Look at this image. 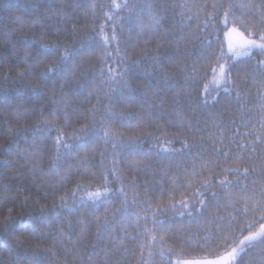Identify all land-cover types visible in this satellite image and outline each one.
<instances>
[{
  "label": "snow or ice",
  "instance_id": "1",
  "mask_svg": "<svg viewBox=\"0 0 264 264\" xmlns=\"http://www.w3.org/2000/svg\"><path fill=\"white\" fill-rule=\"evenodd\" d=\"M34 7L36 12L29 18L31 22L18 20L17 23L21 27L13 30L19 31L20 40L27 41V45L15 44L11 39V31L5 34L4 48L14 49L10 55L12 60L17 61L15 67L18 70L14 77L5 75L3 79H13L21 84L27 82L25 90L30 89L32 93L31 100L22 98L16 101L14 110L8 112V115L17 124L24 120H35L36 123L34 126L24 128L25 133L31 131L33 134L31 140L25 136L24 147H21L19 132L10 129L6 135L16 147L12 150L0 145V155H4L9 164H23L25 160L34 161L41 154L51 155L54 163L50 166L49 172L53 175L58 174V168L64 167L73 153L90 149L94 155H99L98 161L89 159L92 167L99 173L98 176L93 175L91 178L99 179L105 184L106 194H103V200L96 203H89L83 199L76 201L75 191L58 197L59 207L67 209L69 231L73 237L77 236V229L80 236H85L94 226L97 240L101 244L107 241L114 248H120L128 240L127 234H121L120 231L123 227L120 217L126 216L123 206L111 214L108 211L117 201H122L123 205L128 203V189L123 185L118 170L115 167L112 169L105 167L109 156L113 165L116 164V157H121L123 168L133 174L129 184L139 187L154 200L173 192L190 193L188 198L179 201V208L172 205L170 209L154 210L147 199L132 201L139 204L143 212L151 213V222L165 233L172 230L168 223L158 219V215L167 216L171 211L174 222L177 215L184 216L187 212L194 221L211 220L214 225L220 226L222 231L217 233L218 241L227 242L224 232L230 225L219 215L212 217L210 213L213 210L219 214L239 197L245 204L244 213L264 211V136L249 139L252 134L248 133L237 139L241 134L234 127L235 120L230 121L233 125L231 135H228L227 126L223 123L228 114L245 107L246 98L251 93L249 85L264 89V0H250L243 5H238L234 0L198 5L205 9V13L203 17L196 15L194 26L185 22L183 13L177 17L176 12L181 5L171 4L168 0L163 3L160 0L151 2L141 0L139 5L136 3H125L122 7L117 5L122 11L127 9L129 14L118 24L113 22L110 37H103L101 56L97 59L95 67L90 61L84 60L83 44L77 47L71 41L65 42L61 39L78 35L79 29L76 24L79 23L82 5L74 3L73 0H60L56 5L36 3ZM209 7L213 11L208 12ZM241 7L249 9L246 19L251 28L246 27L245 30L250 31L254 38L246 40L247 47L233 55L249 59L236 63H220L225 60V53L222 48L217 50L211 37L216 35L215 28L219 24L227 27L229 24L240 23L235 13ZM145 16L149 19L147 25L144 22ZM57 18L67 19L70 26L60 28L57 25L53 30L52 25ZM126 24L139 27V32H135V44L125 38L126 31L129 37L135 31L126 28ZM95 27L97 31L103 32V25ZM232 30L236 31V28L233 27ZM28 33L32 35L29 36ZM46 38H52L51 42H45ZM80 39L82 40V37ZM112 42L115 44L114 47ZM152 44L156 47L151 48ZM109 49L116 53L115 57L110 54ZM254 49L258 50L256 55L260 57L259 59L253 57ZM112 60H115V68L108 63ZM205 61H215L219 65L218 69H212L213 73L217 71L219 73L215 95L208 92L207 87L204 89V95L200 94L202 81L198 77L202 75ZM8 62V57H0V63ZM169 68L172 69L171 72L167 70ZM173 73L178 74L180 79L177 80ZM49 92L52 93L51 97L47 95ZM66 95L83 96L88 104L95 99L98 107L93 105L87 108L83 104H78L70 113L61 112V106L66 104ZM11 107L3 106L6 112ZM98 112L103 113L99 119L96 116ZM133 112L144 115L133 122L129 118ZM57 114L64 124L62 129L51 126ZM89 116L92 118L91 123L82 124L78 135L74 130L69 136L73 143L68 144L64 136L66 130L72 129L73 122L81 123ZM205 117L220 122L217 125L219 139L214 140L212 135L201 127L207 123ZM146 122L155 128L154 132L146 133L149 137L147 143L143 134ZM243 126L248 127L249 124L244 123ZM260 127L264 129V118L260 121ZM115 128L127 129L133 135L129 136L123 132L117 134L113 131ZM53 130L57 132L51 139L55 148L54 155L52 149L47 147ZM169 131L191 132L192 135L173 136L169 139ZM161 140L166 147H161ZM174 143H179L180 148H175ZM150 160H155V163H147ZM202 160L206 161L205 164L200 166L198 172L195 171L197 162ZM186 161L191 162L192 171L185 166ZM230 163L245 166L233 168ZM172 165H175L177 175L185 181L176 190L164 187L167 184L164 178L171 171ZM149 169L154 176L161 177L163 184L148 181L141 183L138 180L141 171L146 173ZM69 171H72L71 166ZM106 172L108 176L114 177L110 183ZM257 177L262 184L259 188L254 187L258 183ZM193 179L198 180V183L193 185L191 182ZM117 184L121 186L117 188ZM66 187L65 184L51 186L50 195L54 207L56 193ZM100 196H102L100 191L89 193L90 199ZM28 199V196L24 197L25 201ZM69 199L73 200L72 206L68 204ZM189 199L195 201L191 206ZM81 210L88 214L87 223L82 219L73 227L70 218L78 216ZM11 212L12 209H9V214ZM137 219H140L139 214ZM143 219L147 225L149 217L146 215ZM261 221L260 228L264 233V216L261 217ZM29 234L39 235L35 229ZM172 234L175 235L174 232ZM256 235L250 233L244 240L255 241ZM68 239L70 242L72 237ZM131 241L135 243L137 236H132ZM57 243L58 241L53 239L52 248H49L53 256H55L53 248ZM82 243L78 237L71 249L64 248L62 251L75 255ZM257 243L264 249V238ZM241 251L243 252V249ZM236 255V249L233 248L229 256L235 258ZM246 255L247 253L241 256L237 264H251L245 259ZM11 264L37 262L34 259L25 261L18 253H14Z\"/></svg>",
  "mask_w": 264,
  "mask_h": 264
},
{
  "label": "trees",
  "instance_id": "2",
  "mask_svg": "<svg viewBox=\"0 0 264 264\" xmlns=\"http://www.w3.org/2000/svg\"><path fill=\"white\" fill-rule=\"evenodd\" d=\"M60 0H0V57H8V63H0V145H4L6 148L12 150L15 149L16 145L8 140L6 133L11 129L13 132H19V139L21 141V147H24V139L27 136L28 140L32 139V132H24L25 127L34 126L35 120H24L19 124L8 115V112L14 110V103L22 98L31 100L32 93L30 89L25 90V85L21 84L13 79L4 80L5 75L15 76L18 70L15 65L17 61L11 59V51L14 49L5 47V34L12 32L11 39L17 45H27V41L20 40L19 31H13L14 29H20L21 25L17 23L18 20H23L25 23L31 22L29 18L35 14L36 8L34 4H50L56 5ZM74 3L82 5L80 15L78 17L79 23L76 27L79 29L77 36L61 37L65 42L71 41L77 47L81 44L84 45L82 51H84V60L91 62L95 67L97 66V59L101 56L100 47L102 46L103 37L112 35V24L113 22L119 23L121 19L128 16V10H121V7L125 3H136L139 5L141 0H73ZM151 2V0H149ZM161 3L165 0H160ZM171 4H179L180 8L177 9L176 15L179 17L180 13L184 14L185 22L192 23L195 25V17L199 14L203 17L205 9L198 7L205 3L211 4L214 2H222V0H168ZM238 5L247 4L250 0H234ZM96 5V8L90 7ZM111 5V7H108ZM120 5L121 7H117ZM186 6V7H184ZM208 12L213 11L211 7L207 9ZM249 9L245 7L239 8L235 16L239 19L240 23L235 25L229 24L225 27L223 24H219L215 28L216 35L211 37L214 46L219 50L223 49L225 53V60L220 63H236L239 61H247L249 57L245 56H234L233 54L237 51H242L246 46L231 50L228 46L227 35L231 40V31L233 27L236 28L237 36L241 37L239 40L246 41L254 38L250 31H246L247 28H251L246 17ZM85 13L87 15H85ZM145 25L149 23L148 17H144ZM60 28H67L70 26L69 21L65 18H57L53 22V30L56 26ZM95 25H103V32L97 31ZM126 28H132L135 31L128 36V32H125V38L130 39L131 43H136L135 32H139V27L136 25L126 24ZM29 36L32 33H28ZM82 37V40L80 39ZM247 38V39H246ZM246 39V40H245ZM52 38H46L45 42H51ZM238 41V40H237ZM233 41V42H237ZM115 44L112 42V47ZM141 46H143V37H141ZM156 45L152 44L151 48H155ZM139 51V48H137ZM258 50H253V57L259 59L256 55ZM110 54L115 57L116 53L111 52ZM229 58H231L229 60ZM109 64L116 67L115 60L108 61ZM202 69V75L198 78L202 81L200 84V94L204 95V89L207 87L208 92L215 95V89L218 88V71L212 72L213 68L218 69L219 65L215 61H205ZM210 64V66H209ZM172 71V69H167ZM177 80L180 79L179 75L173 73ZM251 93L246 98L245 107L240 111H234L228 114L223 123L227 126L228 135H231L233 131V125L230 123L231 120H235V129L239 130L241 134L237 139L242 138L244 134L251 133L249 139L255 137L264 136V129L260 127V121L264 118V89H257L252 85ZM107 90V89H105ZM103 94V93H101ZM48 97L52 96L49 92ZM175 95V93H170ZM66 104L61 106V112L70 113L78 104H83L84 107L91 108L93 105H97L95 99L91 100L88 104L84 101L83 96H65ZM106 103V102H105ZM12 106L8 111H4L3 106ZM98 107V105H97ZM55 111V109H53ZM119 111V109H118ZM102 112L96 114L97 119L100 118ZM144 113L133 112L129 117L135 122ZM91 116L82 120L81 123L73 122L72 129L66 130L64 133L65 139L68 144H72V139L69 136L75 130L76 134H79L82 124L91 123ZM207 119L206 124H202L201 127L212 135V138L219 139L217 136V125L220 123L218 120H214L211 117H205ZM163 124V121L160 122ZM248 123V127H244L243 124ZM52 127L64 128V124L57 118L52 120ZM119 134L121 132L131 136L132 133L128 132L127 129L115 128L113 130ZM155 128L150 127L147 122L145 123V143L149 137L146 133L154 132ZM57 135V132L53 130L49 138L47 147L52 149L53 155L55 154V148L51 143V139ZM179 135H192L191 132L179 133V132H168V138L171 139L173 136ZM227 143V140H225ZM161 147H166L164 141H160ZM219 146V145H218ZM175 148H180L179 143H174ZM63 150V149H62ZM103 150V149H101ZM32 151V149H30ZM86 152L87 157L86 158ZM98 161L99 155H94L90 149L81 151L79 153H73L66 162L64 167L58 168V174L53 175L49 172L50 166L54 163L51 155L41 154L34 161L25 160L23 164H9L4 155H0V264H11V257L14 253H18L19 256L29 261L34 259L37 264H178V261L182 260H197V259H221L228 256L233 248L236 249V257L233 258L232 264H237V261L241 256L250 261L251 264H264V249L258 245V241L264 238V234L260 233L261 217L264 216L262 212H247L244 213L243 209L245 204L239 197L230 204L226 209H222L219 214L213 210L210 215L216 217L219 215L224 221L230 225V228L224 232L226 241H218L217 233L221 232L222 229L218 225H214L211 220L208 222L194 221L192 216H189L187 212L184 216L177 215L173 222L172 213L169 211L167 216H159L158 219L168 223L171 232L165 233L160 230L157 225L151 222V213H145L142 211L139 204L132 203L133 200L144 198L150 201L152 208L170 209L172 205L179 208V201L182 198H188L190 193L173 192L160 196L158 199H152L139 187H133L129 184L132 178L129 173L122 166V158L116 157V164L113 165L111 157L109 156L105 167L108 169L116 168L120 174L123 185L128 189L127 205H123L122 201H117L112 207L108 209L109 214L114 212L116 209L123 206L126 216L120 217L122 219L123 227L120 229L121 234H127L128 240L125 245L120 248H114L112 245L105 241L103 244L99 243L96 237V229L93 226L90 231H87L85 236H80V231L77 229V236L73 237L72 232L69 231V217L67 209H61L59 207L60 195L75 191V200L81 199L88 201L89 203L101 202L103 200V194L105 193V184L99 179H92L93 175L98 176L99 173L96 168L92 167V162L89 159ZM211 157H206L209 159ZM205 160L197 162L195 171L200 170V166L205 164ZM147 163H155V160L147 161ZM71 166L72 171H69ZM185 166L192 171L191 162H185ZM230 166L244 167L245 165L240 163H230ZM34 169V171H31ZM73 173H78L74 175ZM109 183L114 178L108 176L105 173ZM115 175V174H114ZM167 184L164 187L169 189H179L181 184L185 181L177 175V169L175 165L171 166V171L168 173ZM233 179V177H229ZM138 180L143 183L148 181L149 183H160L163 184V180L160 176H154L152 170L149 169L146 173L141 171L138 176ZM258 183L254 187L259 188L262 186L260 178L257 177ZM193 185L198 183V180L193 179L191 181ZM65 184L67 187L56 193L57 199L55 207L53 206V200L50 195L51 186H59ZM79 186V188H78ZM121 185L117 184L119 188ZM100 191L102 196L90 199L89 193ZM159 195V193H158ZM235 195V194H234ZM28 196L27 201L24 197ZM258 198V197H257ZM192 201L189 199V206ZM69 206H72L73 200L69 199ZM44 207H41V206ZM9 209H12L9 214ZM103 212V209H101ZM139 214L140 219H137ZM149 217L147 225L144 223V216ZM195 215V213L193 214ZM206 215H209L206 213ZM72 226L75 227L79 220H84L87 223L88 214L81 210L78 216H72ZM49 220L51 221L49 223ZM35 229L39 235H30ZM151 230V231H149ZM175 233L173 235L172 233ZM63 233V235H61ZM143 233V234H142ZM250 233H256L255 241L249 242L244 240V237ZM132 236H137V241L134 243L131 241ZM69 237H72L69 242ZM80 238L83 243L80 248L75 252V255L64 253L62 249H71L73 244L76 243V239ZM55 239L58 241L56 247L53 248L55 256L51 255L49 248H52V241ZM7 241V243H6ZM218 241V242H214ZM243 241V243H241ZM256 244V247L253 245ZM243 249V252L241 251ZM89 257L91 260H89Z\"/></svg>",
  "mask_w": 264,
  "mask_h": 264
},
{
  "label": "rangeland",
  "instance_id": "3",
  "mask_svg": "<svg viewBox=\"0 0 264 264\" xmlns=\"http://www.w3.org/2000/svg\"><path fill=\"white\" fill-rule=\"evenodd\" d=\"M229 35L230 33L227 35V40H228V46L231 50H236L238 48H241L243 46H245V41L243 40H239L241 37L237 36L238 34L235 31H231V40L233 41H237V42H230L229 40ZM247 39V38H246ZM245 39V40H246ZM219 80V77H218ZM217 80V82H218ZM259 234H264L261 232ZM232 260L233 258L228 256H225L221 259H214V260H209V259H197V260H182V261H178V264H232Z\"/></svg>",
  "mask_w": 264,
  "mask_h": 264
}]
</instances>
